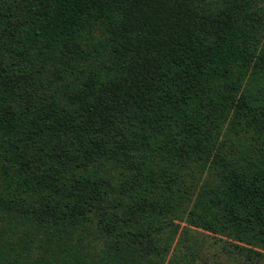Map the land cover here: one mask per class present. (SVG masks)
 I'll list each match as a JSON object with an SVG mask.
<instances>
[{
  "label": "trees",
  "instance_id": "16d2710c",
  "mask_svg": "<svg viewBox=\"0 0 264 264\" xmlns=\"http://www.w3.org/2000/svg\"><path fill=\"white\" fill-rule=\"evenodd\" d=\"M264 264V0H0V264Z\"/></svg>",
  "mask_w": 264,
  "mask_h": 264
},
{
  "label": "rangeland",
  "instance_id": "374dc122",
  "mask_svg": "<svg viewBox=\"0 0 264 264\" xmlns=\"http://www.w3.org/2000/svg\"><path fill=\"white\" fill-rule=\"evenodd\" d=\"M213 264H217V263H213Z\"/></svg>",
  "mask_w": 264,
  "mask_h": 264
}]
</instances>
